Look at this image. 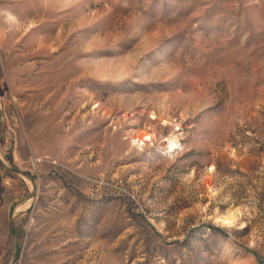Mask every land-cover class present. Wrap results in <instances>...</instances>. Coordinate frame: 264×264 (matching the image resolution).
Masks as SVG:
<instances>
[{
  "label": "rangeland",
  "instance_id": "rangeland-1",
  "mask_svg": "<svg viewBox=\"0 0 264 264\" xmlns=\"http://www.w3.org/2000/svg\"><path fill=\"white\" fill-rule=\"evenodd\" d=\"M264 260V0H0V264Z\"/></svg>",
  "mask_w": 264,
  "mask_h": 264
},
{
  "label": "built area",
  "instance_id": "built-area-1",
  "mask_svg": "<svg viewBox=\"0 0 264 264\" xmlns=\"http://www.w3.org/2000/svg\"><path fill=\"white\" fill-rule=\"evenodd\" d=\"M259 264H264V260H263V261H261Z\"/></svg>",
  "mask_w": 264,
  "mask_h": 264
}]
</instances>
